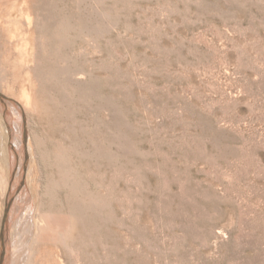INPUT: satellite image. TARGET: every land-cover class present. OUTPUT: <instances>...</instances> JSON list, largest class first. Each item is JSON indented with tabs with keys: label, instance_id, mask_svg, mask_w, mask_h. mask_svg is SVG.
Returning <instances> with one entry per match:
<instances>
[{
	"label": "rangeland",
	"instance_id": "1",
	"mask_svg": "<svg viewBox=\"0 0 264 264\" xmlns=\"http://www.w3.org/2000/svg\"><path fill=\"white\" fill-rule=\"evenodd\" d=\"M0 91L7 264H264V0H0Z\"/></svg>",
	"mask_w": 264,
	"mask_h": 264
},
{
	"label": "bare ground",
	"instance_id": "2",
	"mask_svg": "<svg viewBox=\"0 0 264 264\" xmlns=\"http://www.w3.org/2000/svg\"><path fill=\"white\" fill-rule=\"evenodd\" d=\"M3 93V92H2ZM4 94V93H3ZM7 96V95H6ZM11 98V97H10ZM13 99V98H12ZM14 100V99H13ZM15 101V102H14ZM13 101V103H10V102H8L9 103V109L11 110V115H12V108L13 107H15L16 105H17V102H16V100H14ZM0 106H1V108H2V110L6 113V115H7V118H10V113H9V111H8V108L7 107H4V105H3V103H0ZM15 119H17V118H15ZM12 122H13V126L16 128V130H22V134H21V136H20V138L18 139L14 134H15V132L13 131V129H12V127L11 126H9L10 125V122H9V119H8V127H9V131H10V137H11V139L14 141V143H16L17 145H18V148L20 147V151H21V149H22V151H21V155H18V154H16V155H18V159L19 160H21V161H19V162H17L16 164H18V163H20V165L18 164L17 166H16V169H13L14 171H13V173H12V175L10 176V186H12L13 185V183H14V178L16 177H14V175H16L15 173H16V171L17 170H19V171H21L20 173H21V176H23L24 177V172H25V169H26V166H27V163L29 162L28 161V158L30 157H28V146H27V144L25 145V143H24V137H25V133H26V135H27V137H28V133H27V128H26V121H25V115H24V117H23V119H22V128H21V125L17 122V121H15V120H12ZM14 132V133H13ZM18 132H16V134H17ZM17 136H19V135H17ZM15 149H16V147H15ZM16 152V151H15ZM22 152H23V155H22ZM20 153V152H19ZM16 157V156H15ZM21 157V158H20ZM17 159V160H18ZM15 164V165H16ZM32 167V166H31ZM19 173V172H18ZM17 177H19V176H17ZM16 177V178H17ZM16 178H15V180H16ZM22 177L21 178H19V182H22ZM18 182V181H17ZM26 182V181H25ZM23 183V182H22ZM23 185V184H22ZM11 193V192H10ZM9 195H7V201L9 200ZM7 219H8V213L6 214V216H5V218H4V226H3V235H5V233H6V231H5V229H6V226H5V224L8 222L7 221ZM9 225V224H8ZM6 235H7V239H9V235H8V233H6ZM0 245H1V242H0ZM8 245H9V243H8V241H7V252H6V256H5V259H4V262H3V264H7V256H8Z\"/></svg>",
	"mask_w": 264,
	"mask_h": 264
},
{
	"label": "water",
	"instance_id": "3",
	"mask_svg": "<svg viewBox=\"0 0 264 264\" xmlns=\"http://www.w3.org/2000/svg\"><path fill=\"white\" fill-rule=\"evenodd\" d=\"M0 101L3 103L4 107H7L8 106V102L10 103H13V99L6 96L5 94H3L1 91H0ZM15 102V101H14ZM24 143L25 145L28 143V137L25 133V137H24ZM10 201H12V199H10ZM10 205V202L8 203V206ZM8 213V211H6L5 213V216L6 214ZM0 239H1V245H0V264H3L4 262V259H5V256H6V252H7V235H3L1 233L0 235Z\"/></svg>",
	"mask_w": 264,
	"mask_h": 264
}]
</instances>
